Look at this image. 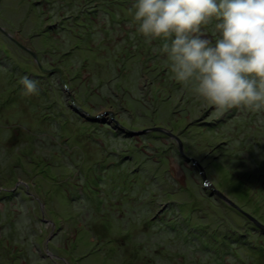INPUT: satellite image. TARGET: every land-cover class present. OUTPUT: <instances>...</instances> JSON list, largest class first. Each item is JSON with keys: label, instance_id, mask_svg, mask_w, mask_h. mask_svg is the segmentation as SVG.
Wrapping results in <instances>:
<instances>
[{"label": "rangeland", "instance_id": "1", "mask_svg": "<svg viewBox=\"0 0 264 264\" xmlns=\"http://www.w3.org/2000/svg\"><path fill=\"white\" fill-rule=\"evenodd\" d=\"M79 4L93 13L89 27L83 12L67 10ZM135 4L0 0L8 33L0 32V49L13 61L0 65V264H264V110L234 108L217 118L191 87L163 79L168 61L160 68L151 61L166 41L152 46L133 33ZM215 24L201 26L213 42ZM25 76L37 82L36 94L23 95ZM245 120L247 133L237 127ZM243 136L251 153L231 163L243 144L233 139ZM98 166L102 197L125 182L117 206L125 218L86 227L74 190L88 191L84 173ZM129 179L137 190L127 191ZM140 192L149 205L142 214L168 206L162 212L174 222L206 227L217 242L203 251L199 236L189 244L145 220L126 223Z\"/></svg>", "mask_w": 264, "mask_h": 264}, {"label": "clouds", "instance_id": "2", "mask_svg": "<svg viewBox=\"0 0 264 264\" xmlns=\"http://www.w3.org/2000/svg\"><path fill=\"white\" fill-rule=\"evenodd\" d=\"M146 38H163L174 79L192 88L219 118L228 110H264V0H136ZM216 20V39L202 25ZM23 95L37 82L21 79Z\"/></svg>", "mask_w": 264, "mask_h": 264}, {"label": "trees", "instance_id": "3", "mask_svg": "<svg viewBox=\"0 0 264 264\" xmlns=\"http://www.w3.org/2000/svg\"><path fill=\"white\" fill-rule=\"evenodd\" d=\"M80 5H82V4H79L78 8H80L82 10H80V9H77L76 11L69 10V9H67V10L72 12V13H75V12L78 11V12H80L79 13L80 15H81V12H83L84 15H85V19H86V21L84 23L87 24V26L89 27L88 23L89 24L90 23L94 24V21H95L94 16L90 15V14H93V13H92V11H87V10H90V9L81 8ZM126 6H128V5H126ZM103 14H107V12L106 13L103 12ZM115 23H117V22H115ZM134 23H135V25L133 26V28H134L133 29V33L136 32V30L138 29V27H136V26H138V24L136 22H134ZM88 27H86V28H88ZM111 27H112V25H111ZM66 32L67 31H64V33H66ZM89 33L92 35V32H89ZM152 40H153V44H152V46H153V45H159V42L160 41L163 42L164 39L163 38H154V39L152 38ZM159 48H161V50H159V49L158 50H154V57H155L154 59L155 60L151 61L152 62V66H155V68L156 67L160 68V65L164 64V63H161V61H168V62H165L164 67L161 66L160 73H162V74H159V75H161L162 78L165 79V80H168L170 76H171V78L174 79V75L171 72V65H170V60L168 58V55H167V53H165L162 50L161 46ZM148 51H150V50L148 49ZM155 51H157V52H155ZM148 59L150 60L151 58L149 57ZM5 64L6 65H12L13 61L11 60V58L8 55H6L0 49V65L4 66ZM15 67H18V65H16ZM40 79H41V81L43 80V78H40ZM168 81L170 82V79ZM180 84L181 83L178 82L176 85L177 86H181ZM176 85L175 84H173V85L170 84L169 86H171L172 89H173ZM243 122H244V125H242V123H240L237 127H239V128L244 127L243 129H245L246 133H247V130H250V128L252 127V124H248L247 120H245ZM258 130H259V128H258ZM58 134L56 135V137H58ZM243 137L244 138H242V139H240L238 137H235L233 139V140H235L237 138V139L241 140L243 142V144H242L241 148L232 149L233 153L231 154V157H229V156H228L229 158L227 157L228 160L231 163H232V161H236V162L237 161L240 162V160L243 161V153L244 152L251 153V151L249 149L253 147V144L251 143L250 139H247L245 136H243ZM245 142H247L246 144H248V146H250V148H246L245 147L246 146V144H244ZM258 143H260V142H258ZM52 145H53L54 151H57V154L65 153L64 152L65 148H61V149L58 148L59 143L54 142V144H52ZM244 148H245V150H244ZM228 149H229V147H228ZM62 154H61V156L63 157ZM57 159L59 160V162L60 161L63 162L66 159L65 166H70L71 165V162L68 161L69 158H67V156L64 159H62V160L59 159V158H57ZM237 165H240V164L238 163ZM262 165H264V164H261V166ZM116 166L117 167L121 166V163H119V165L117 163L115 165V167ZM254 167L256 168V165H254ZM95 168L96 169L92 168V170L84 173L85 186L87 187L88 191H86V190L84 191L82 189L81 190H74L73 189L75 191L74 192L73 201L77 202V210L80 211V215L83 217V219H84V221L86 223L85 224L86 227H88V225L90 223H93V221H95V223H98V224H105V227H106L107 224L108 225H110V224L112 225V224H114V221L118 222V221L124 220V218H125V216L124 217L123 216L120 217V215L117 217V214H118L117 209L120 206L122 207L123 204H124V202H123L124 194L122 193V191L124 190L123 187L125 188L126 184H125V182L123 183V182L118 181L117 184H114L115 186L113 187L112 191L110 190L108 192L106 191L107 193L105 192L108 197L107 198L105 196L102 197L101 189L99 187V184H100V174L99 173H103V172H102V168H100V166L95 167ZM107 169L108 168L106 167V170ZM136 173L137 172H135V175L138 174V173L137 174ZM261 174L262 173L258 174V176H255V178L258 177L259 181H261L260 177H259V175H261ZM131 175H132V173H131ZM250 176H252L251 173H250ZM108 180L109 179H107L106 182ZM129 180L130 181L127 183V185H128L127 191L128 192H130L133 189L137 190L138 185H141L140 183L137 182L136 179L134 181H133V179H129ZM260 188L262 190L264 189V183L262 185H260ZM141 192H147V191L143 188V191H141ZM141 192L139 193L140 194L139 195V199H137V200L134 199L135 200V202H134V209H135L134 211H135V213H133V214H134L135 217L134 216L132 218H128L127 217L125 219L126 223H128L130 220L133 222L136 219L138 221L142 219L143 221L144 220L147 221L148 224H150V223L153 224L152 227H154V225L158 226V228L160 229L159 232H161V230H162V231H164V233H168V234H171V235H174V236L176 235V236H178L180 238H184L189 244H193L195 239H196V237L198 238V236H199L202 239V243L201 242H198V243L203 248V251H207L208 247L211 248L210 246H212V244L214 245V242L217 240V237L214 236L213 233H211L207 229H205L206 227H191L190 224H188V221H187L186 218L182 219L180 223H176V221L174 222L175 217H173L172 214L170 215V212L169 213L165 212V211L162 212L163 210L169 208L168 206H166V208L164 206V208L160 209L157 213L153 212L152 215H151V212H150L151 209L146 211V212H148L147 214H142V211L146 210L149 207V205H148V201L146 202V200L144 198V197H146V194L141 193ZM114 199H116V200L113 202ZM142 199H143V204L141 203ZM139 205H141V207ZM173 207H175V206H173ZM149 212H150V218H148ZM107 241L109 242L110 239L107 240ZM134 243H136V245L138 247L141 245L140 242L134 241ZM196 245H198V244H196ZM135 250H137V248ZM211 253H212V250H211Z\"/></svg>", "mask_w": 264, "mask_h": 264}, {"label": "water", "instance_id": "4", "mask_svg": "<svg viewBox=\"0 0 264 264\" xmlns=\"http://www.w3.org/2000/svg\"><path fill=\"white\" fill-rule=\"evenodd\" d=\"M0 32H2V33H4V34H6V35H8V33H6L5 31H4V29H2L1 27H0ZM24 49H26L32 56H34V57H36V55L32 52V51H29L26 47L24 48ZM62 82H63V84L65 85V82L62 80ZM70 103H74V99L73 98H71V101H70ZM95 117H98V116H95ZM176 141H177V143H179V139H177L176 138ZM179 145H180V148H181V143H179ZM201 174V176H202V179L203 180H205V177H204V175L202 174V173H200ZM216 194H218L219 196H220V198L224 201H226L227 203H229V204H231V205H233L234 206V204L225 196V195H223V194H220L219 192H215ZM217 195V196H218ZM218 196V197H219ZM253 222L254 223H256L254 220H253ZM256 224H259V223H256ZM259 226H261V228L264 230V225H261V224H259Z\"/></svg>", "mask_w": 264, "mask_h": 264}]
</instances>
